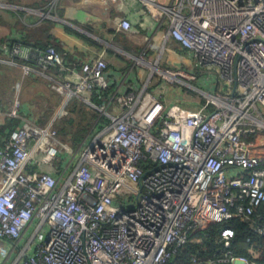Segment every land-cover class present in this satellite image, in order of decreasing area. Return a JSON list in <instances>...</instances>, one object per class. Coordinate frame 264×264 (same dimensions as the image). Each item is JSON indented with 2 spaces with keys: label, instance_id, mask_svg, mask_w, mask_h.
<instances>
[{
  "label": "built area",
  "instance_id": "obj_1",
  "mask_svg": "<svg viewBox=\"0 0 264 264\" xmlns=\"http://www.w3.org/2000/svg\"><path fill=\"white\" fill-rule=\"evenodd\" d=\"M113 1L125 9L120 29L140 33L147 14L191 66L156 62L144 83L120 91L102 51L68 62L52 44L23 56L16 35L0 42L7 56L33 62L22 64L23 77L49 76L61 108L78 97L100 113L72 148L53 121L20 113L18 100L0 109V124L20 120L0 136V264H259L177 255L192 232L233 217L264 234V153L247 139L264 132V0ZM167 79L206 101H167ZM233 236L220 229L225 246Z\"/></svg>",
  "mask_w": 264,
  "mask_h": 264
},
{
  "label": "crops",
  "instance_id": "obj_2",
  "mask_svg": "<svg viewBox=\"0 0 264 264\" xmlns=\"http://www.w3.org/2000/svg\"><path fill=\"white\" fill-rule=\"evenodd\" d=\"M124 11L113 0H0V39L16 35L22 42L26 41L23 56L29 50L38 51L44 45L52 44L66 53L68 62L87 59L102 51L108 62L107 74L118 83L116 85L120 91L144 83L156 62L166 68L191 66L189 53L172 39H165V29L161 28L155 33L153 21L147 14L140 22V33L132 34L120 29L116 18L123 15ZM147 36H151L153 41L148 49L147 63H139L136 58L144 51ZM89 38L101 45L92 43ZM160 48L161 55L158 59ZM23 63L21 59H9L0 48V69L12 71L7 80L10 90L16 89L17 82L22 77ZM0 74L6 75L1 71ZM25 80H28L29 86H34L37 81L46 83L45 92L51 98L52 105L50 112L47 111L44 117L35 118L30 114L31 107L26 101L28 99L23 97L19 102L20 113L41 123H55V117L64 104V95L53 88L51 79L45 73L26 75ZM12 97L7 104H0V109H9ZM71 100L79 101L74 98ZM247 139L254 141L252 149L255 153H264V132L250 135Z\"/></svg>",
  "mask_w": 264,
  "mask_h": 264
},
{
  "label": "trees",
  "instance_id": "obj_3",
  "mask_svg": "<svg viewBox=\"0 0 264 264\" xmlns=\"http://www.w3.org/2000/svg\"><path fill=\"white\" fill-rule=\"evenodd\" d=\"M89 40L92 43L101 45L100 43L94 41L91 38H89ZM1 41L2 39H0V42ZM23 43L25 44L27 42L23 41ZM46 45H44L40 49H43ZM16 60L19 59L16 58ZM24 62L33 65L32 61H24ZM198 72L200 73L199 79H202L204 75L202 74L201 71ZM220 84H221L220 81H217V87H219ZM73 98L78 99L79 101L71 100L69 102L68 106L72 110H76L78 113L79 112L86 113V110L89 109L90 112L96 114V111L93 109V107L87 105L78 97H73ZM93 100L98 101L99 99L94 98ZM89 122L91 123L90 120H88V123ZM88 123H81L79 125V128L82 129L87 127L88 129L90 126ZM17 124H18L17 118L10 117L9 119H6L4 124H0V136L1 137L7 136L9 129ZM60 130L61 133L59 132ZM60 130L58 129V132L60 133L58 134L59 136L61 135L60 136L61 139L62 136L64 139L65 136L67 135L66 130H64V132L62 129ZM83 138L84 137H82V140ZM72 141H73L72 145H75L74 137ZM225 225H229L234 229V236L229 246H225L222 240L220 239V229ZM228 255H245L250 259L256 260L259 264H264V234L258 233L253 228V226L250 224L249 221L242 220L238 217H233L221 223H211L205 228L195 230L194 232L191 233L189 237V241L182 249H180L177 258L182 259L184 261H189L193 256H197L202 262H204L209 258L218 259V258H224Z\"/></svg>",
  "mask_w": 264,
  "mask_h": 264
},
{
  "label": "rangeland",
  "instance_id": "obj_4",
  "mask_svg": "<svg viewBox=\"0 0 264 264\" xmlns=\"http://www.w3.org/2000/svg\"><path fill=\"white\" fill-rule=\"evenodd\" d=\"M21 44L24 45V43H21ZM146 45L147 43H145V47H147ZM10 58H14L13 60H15L16 58L21 59L20 57H15V56L9 57V59ZM22 60L27 61L25 59H22ZM160 66L162 65L160 64ZM182 67H186V66H182ZM0 71L6 74L4 76L0 74V104L1 105L7 104L11 96L13 97H12V102L8 104L9 107L13 105L15 100H18L21 103L23 97H25V99H28L26 101L31 107V113H30L32 114L31 116H34L35 118L44 117L47 114V111L50 112L51 110L50 107L52 105V102H50L51 98L49 97V95L47 96V93L45 92L47 91L46 83L44 84L43 82L37 81V82H34V86H29V83L27 82L28 80H25L26 76L24 75L23 77V74H22V77L19 79L20 87L17 88L19 90L18 91L17 89L10 90V88L7 87V80L9 79L8 78L9 74H12V71L10 69L7 70L6 68L0 69ZM196 83L201 87L207 88L206 86H204L201 79H198ZM164 85H165V88L163 92H161V94H162V97H165L167 101H170V100L180 101L184 106H187V107H196L199 104L206 101V98L202 94L197 93L194 89L190 87L180 86V83L174 80L170 81L167 79L165 80ZM174 86L176 88H174ZM208 88L211 89V83H208ZM70 109L71 108L68 107V104H65L64 108H60L57 116L55 117L57 120H55V123L53 122V125L57 129V131L58 129L59 130L62 129L63 132L64 130H66L67 135L65 134L66 136L64 139L62 136V140L67 145L71 147L72 146L76 147L81 142L82 137L85 138L86 135L91 131L93 124L95 120L98 118V115L100 113L94 108L93 109L96 111V114H94L93 112H90L89 109L86 110V113H83V112L78 113L76 110H72V109L70 110ZM88 120H90L91 123L90 122L88 123ZM81 123H88L90 126L87 125L89 126L88 129L87 127L80 129L79 125ZM59 132L61 133V130ZM73 137L75 138V145H72Z\"/></svg>",
  "mask_w": 264,
  "mask_h": 264
}]
</instances>
